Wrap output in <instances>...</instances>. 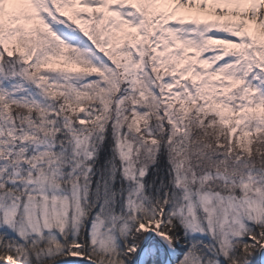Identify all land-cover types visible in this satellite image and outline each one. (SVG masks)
Returning a JSON list of instances; mask_svg holds the SVG:
<instances>
[{"label": "snow or ice", "instance_id": "6c2138e0", "mask_svg": "<svg viewBox=\"0 0 264 264\" xmlns=\"http://www.w3.org/2000/svg\"><path fill=\"white\" fill-rule=\"evenodd\" d=\"M0 264H264V0H0Z\"/></svg>", "mask_w": 264, "mask_h": 264}]
</instances>
